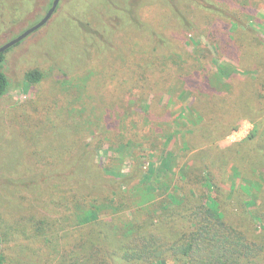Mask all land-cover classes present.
<instances>
[{
    "label": "rangeland",
    "instance_id": "1",
    "mask_svg": "<svg viewBox=\"0 0 264 264\" xmlns=\"http://www.w3.org/2000/svg\"><path fill=\"white\" fill-rule=\"evenodd\" d=\"M49 1L4 0L3 8L0 3L5 18L0 46L36 24ZM108 1L61 0L46 25L6 53L10 86L0 97V248L5 264H61L38 237L35 228L44 221H62V252L92 226L79 224L73 215L83 205H75L76 188L52 176L55 135H61L58 146L69 149L63 134L73 130L72 116L84 131H79L83 142L92 144L87 165L101 172L127 176L139 162L145 168L160 166L167 150H173L171 172L161 177L164 185L184 194L199 184L205 202L216 193L201 181L204 168L216 167L228 210L252 230L253 246L263 247L264 255V220L256 218L264 217V0H129V6L137 4L138 24L128 33L137 44L122 52L132 58L128 70L117 59L114 34L89 24L88 8L104 10ZM36 67L45 77L28 83L26 73ZM210 102L213 110L216 102L222 105L218 113L202 107L208 103L209 108ZM92 113L97 122L88 125ZM122 142L127 147L117 149ZM27 145L36 153L30 155ZM37 154L47 161L44 173L41 167L31 168L40 163L33 162ZM137 182L132 178L129 185ZM165 194L160 189L156 198ZM157 204L140 217L177 218ZM120 214L134 218L132 209ZM100 215L106 224L113 219L112 213ZM111 239L116 248L128 240ZM173 261L168 258L166 264Z\"/></svg>",
    "mask_w": 264,
    "mask_h": 264
},
{
    "label": "trees",
    "instance_id": "2",
    "mask_svg": "<svg viewBox=\"0 0 264 264\" xmlns=\"http://www.w3.org/2000/svg\"><path fill=\"white\" fill-rule=\"evenodd\" d=\"M128 1L109 0L102 4L104 10L93 7L87 10L90 16V25L95 23L97 27L104 28L105 31H111L114 34L119 42L117 59L121 63V69L127 70L131 66L132 58L122 52H129L137 44L135 37L128 33H134L133 25L138 24V21L135 20L134 10V6L137 4L129 6ZM52 2L53 0L49 1V6L52 5ZM0 3L3 8L4 0H0ZM4 20L5 18L0 14V26ZM105 44L110 45L109 43ZM10 49L0 54V97L8 92L10 86L9 78L4 70L6 53ZM151 66L152 64L149 68ZM44 77L45 71L40 67L26 73L28 83H36ZM210 106L211 102L209 108H207L208 103L202 107L210 112H215V108H217L216 113L222 108L219 102L213 104L214 110ZM84 113L81 115L85 116ZM96 117L97 113L87 116L88 125L97 122ZM72 118L73 122H70L69 130L72 125L73 130L71 128L70 134H63L70 143L69 149L63 150L58 146V137L61 135H55L56 157L53 161L56 166L52 167V176L57 180H68L72 187L76 188L74 189L76 192L73 194L75 205L79 206L78 202L83 205L81 210L73 215L77 217L76 220L79 224L92 226L82 232V236L79 235V238L73 237L70 247L62 252L61 238L64 229L62 221L57 218L44 221L42 227L35 229L41 232L38 237L45 242V248L49 255L59 256L61 264H117L115 256L120 257L124 264H166L168 258H172L174 264H254V262L262 264V260H264L263 247L253 246L256 243L253 240L252 230L246 225H239L234 214L228 210L229 202L223 196L225 193H222L224 187L216 181V167L206 165L204 168L201 181L213 188L216 193V195L208 196L205 202V199H201L202 196L199 195V191H201L199 184L194 183L193 186L196 190L190 188V191H184V194L177 193L172 190L173 188L164 185L161 177L164 172H171L170 169L174 163L173 150H167L160 166L153 163L145 168L144 164L139 162V165L134 169L130 167V174L127 176L108 174V171L101 172L98 166L96 169L95 166L93 168V166L87 165L85 158L92 156V144L88 141L83 142L85 135L81 132L84 131L78 130L80 126L75 122V116ZM212 132L209 130L210 134ZM126 147L127 144L122 142L117 146V149ZM27 149L30 150V155L36 153V147L31 149V145H29ZM59 153H61V160L57 158ZM65 153L68 154L65 156ZM35 156L33 159L36 161L33 162L40 163L33 164L31 168L37 170L38 167H41L44 173L46 171L45 164H47V161L43 162L44 155L37 154ZM72 159L75 160V163L70 165ZM26 161L31 163L32 159L26 158ZM49 164H52V161ZM236 171L239 173L238 170ZM154 176L156 178H153ZM191 177L192 175L188 177V180ZM132 178H138V182L130 186L129 182ZM189 184L191 185V182ZM160 189L166 194L164 198L157 199L156 193ZM103 191L106 193L102 196L98 194ZM80 192L88 193L90 198L77 194ZM154 203H158L157 205L161 209L168 211V216L177 218L168 220L161 216L151 219L148 216L147 219H142L139 214ZM127 209H132L134 218L124 219L117 216ZM103 212L113 214V219L107 224L98 220L101 216L100 213ZM65 215L68 220L72 219V217H68L69 214ZM256 218L259 223L264 220L261 215ZM151 226L154 229H151ZM113 235L115 237L124 236L128 240L116 248L117 244L113 246L111 243ZM103 236L104 238H102ZM101 239H104L103 242L100 241ZM2 240L3 235L0 231V245ZM4 259L0 248V264H5Z\"/></svg>",
    "mask_w": 264,
    "mask_h": 264
},
{
    "label": "water",
    "instance_id": "3",
    "mask_svg": "<svg viewBox=\"0 0 264 264\" xmlns=\"http://www.w3.org/2000/svg\"><path fill=\"white\" fill-rule=\"evenodd\" d=\"M60 2H61V0H54L51 8L48 10L47 14L40 21H38L36 24L32 25L31 27H29L28 29L23 31L17 37H15V38L7 41L3 45H1L0 46V54L7 51L12 46L18 44L19 42H21L22 40L27 38L30 34L37 31L38 29H40L44 25H46L50 21L51 17L54 15L56 10L58 9Z\"/></svg>",
    "mask_w": 264,
    "mask_h": 264
},
{
    "label": "flooded vegetation",
    "instance_id": "4",
    "mask_svg": "<svg viewBox=\"0 0 264 264\" xmlns=\"http://www.w3.org/2000/svg\"><path fill=\"white\" fill-rule=\"evenodd\" d=\"M53 1H54V0H53ZM52 4H53V2H52ZM51 6H52V5H51ZM51 6H49L48 10L51 8ZM48 10L46 11L45 15L47 14ZM45 15H43V17H44ZM43 17H41L40 20H41ZM51 18H52V17H51ZM40 20H38V21H40ZM50 20H51V19H50Z\"/></svg>",
    "mask_w": 264,
    "mask_h": 264
}]
</instances>
